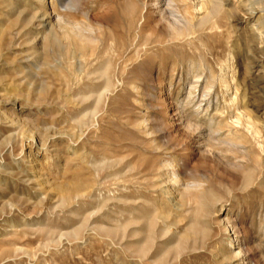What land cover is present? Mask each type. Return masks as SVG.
<instances>
[{
	"label": "rangeland",
	"instance_id": "374dc122",
	"mask_svg": "<svg viewBox=\"0 0 264 264\" xmlns=\"http://www.w3.org/2000/svg\"><path fill=\"white\" fill-rule=\"evenodd\" d=\"M0 264H264V0H0Z\"/></svg>",
	"mask_w": 264,
	"mask_h": 264
},
{
	"label": "bare ground",
	"instance_id": "6f19581e",
	"mask_svg": "<svg viewBox=\"0 0 264 264\" xmlns=\"http://www.w3.org/2000/svg\"><path fill=\"white\" fill-rule=\"evenodd\" d=\"M168 1H171V0H167V2H168ZM167 4L169 5V3H167ZM170 7H172V6H170ZM55 16H56V15H55ZM39 20H40V19H39ZM45 20H46V19H45ZM45 20H44V21H45ZM47 23H48V22H47ZM172 24H173V25H176V24H174V23H172ZM44 25H45V23H44ZM176 32H177V31H176Z\"/></svg>",
	"mask_w": 264,
	"mask_h": 264
}]
</instances>
